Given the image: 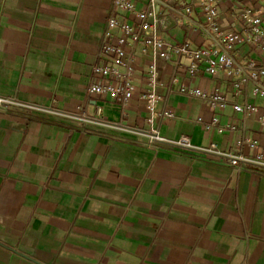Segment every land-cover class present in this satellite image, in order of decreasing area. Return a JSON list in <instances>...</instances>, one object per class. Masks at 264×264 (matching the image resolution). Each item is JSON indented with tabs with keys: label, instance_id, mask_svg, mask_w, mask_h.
Returning <instances> with one entry per match:
<instances>
[{
	"label": "crops",
	"instance_id": "1",
	"mask_svg": "<svg viewBox=\"0 0 264 264\" xmlns=\"http://www.w3.org/2000/svg\"><path fill=\"white\" fill-rule=\"evenodd\" d=\"M113 0H0V97L65 112L84 110L148 129L152 54L142 55L128 106L88 92ZM179 31H173L177 35ZM182 38V33H179ZM140 53V54H139ZM253 57L264 58L255 52ZM187 65L188 61H184ZM163 65L157 111L167 139L231 151L244 135L208 131L214 118L241 122L264 144V125L178 92L181 84L220 87L230 80L201 72L176 75ZM248 99L264 113V98ZM202 119V122L199 120ZM145 137L98 125L36 115L20 106L0 113V264H264V167L242 170L199 151L144 145ZM261 146L245 147L251 158Z\"/></svg>",
	"mask_w": 264,
	"mask_h": 264
},
{
	"label": "built area",
	"instance_id": "2",
	"mask_svg": "<svg viewBox=\"0 0 264 264\" xmlns=\"http://www.w3.org/2000/svg\"><path fill=\"white\" fill-rule=\"evenodd\" d=\"M173 31L182 33V38L179 33L172 35ZM138 51L144 56L151 53L153 57L147 73L149 88L142 95L149 112L148 129L105 120L100 115L93 117L84 110L65 112L24 103L17 98L0 97V113L8 106L25 107L43 117L63 118L144 136V145L155 151L168 146L203 152L238 170L247 164L264 167V144L258 145L245 135L248 128L244 123H222L214 118L206 125L211 132L244 134L236 140L231 151H222L215 143L207 148L196 147L188 136L167 139L156 124L157 120L161 124L176 118L175 112L168 108L159 112L156 109L161 101L157 90L163 86L160 80L163 65H172L170 94L179 84L178 72L185 73L189 79L201 72L213 78L223 74L232 83L234 98L246 97L243 103L231 102L220 87L208 90L181 84L178 92L200 99L215 110L224 111L232 106L235 112L246 117L257 116V121L264 125V113L261 114L260 108L248 99L250 86L252 97L264 98V63L252 55L256 52L264 58V0H113L99 52L106 63L94 67L88 92L116 101L125 109L136 92L134 74ZM257 146H261L262 152L254 158L243 153L245 147Z\"/></svg>",
	"mask_w": 264,
	"mask_h": 264
}]
</instances>
